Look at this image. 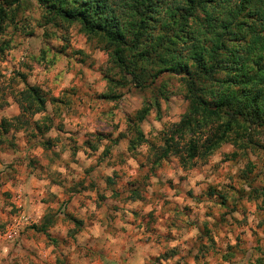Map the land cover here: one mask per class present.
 Returning <instances> with one entry per match:
<instances>
[{
    "label": "clouds",
    "instance_id": "1",
    "mask_svg": "<svg viewBox=\"0 0 264 264\" xmlns=\"http://www.w3.org/2000/svg\"><path fill=\"white\" fill-rule=\"evenodd\" d=\"M0 264H264V0H0Z\"/></svg>",
    "mask_w": 264,
    "mask_h": 264
}]
</instances>
